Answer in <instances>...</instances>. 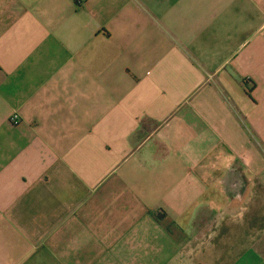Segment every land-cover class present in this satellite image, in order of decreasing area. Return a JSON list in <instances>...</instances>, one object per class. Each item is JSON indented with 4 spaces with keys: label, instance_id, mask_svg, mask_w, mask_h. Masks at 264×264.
I'll use <instances>...</instances> for the list:
<instances>
[{
    "label": "crops",
    "instance_id": "0c3cea01",
    "mask_svg": "<svg viewBox=\"0 0 264 264\" xmlns=\"http://www.w3.org/2000/svg\"><path fill=\"white\" fill-rule=\"evenodd\" d=\"M0 264H264V0H0Z\"/></svg>",
    "mask_w": 264,
    "mask_h": 264
},
{
    "label": "built area",
    "instance_id": "2783aa9c",
    "mask_svg": "<svg viewBox=\"0 0 264 264\" xmlns=\"http://www.w3.org/2000/svg\"><path fill=\"white\" fill-rule=\"evenodd\" d=\"M11 123H12L13 125H15V126H18V125L21 123V121H20V119H19V117H18L17 115H14V116L11 118Z\"/></svg>",
    "mask_w": 264,
    "mask_h": 264
}]
</instances>
